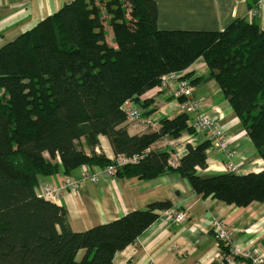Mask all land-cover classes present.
Here are the masks:
<instances>
[{"label": "trees", "instance_id": "trees-1", "mask_svg": "<svg viewBox=\"0 0 264 264\" xmlns=\"http://www.w3.org/2000/svg\"><path fill=\"white\" fill-rule=\"evenodd\" d=\"M105 15L114 45L107 41ZM200 58L208 74L191 83L217 82L264 159V30L256 18L234 19L220 31L169 30L157 25L155 0H74L0 47V264H112L158 210L171 207L156 201L76 232L64 205L37 195L47 176L70 175L86 163L110 164L95 152L100 135L116 155L148 150L118 174L153 179L176 172L202 198L240 207L264 202V169L212 176L198 171L208 167L210 141L188 145L178 167L169 165V151L149 149L163 135L194 133L188 113L162 118L158 132H129L122 103L134 96L140 101L161 76ZM222 250L229 247L222 243Z\"/></svg>", "mask_w": 264, "mask_h": 264}, {"label": "crops", "instance_id": "crops-1", "mask_svg": "<svg viewBox=\"0 0 264 264\" xmlns=\"http://www.w3.org/2000/svg\"><path fill=\"white\" fill-rule=\"evenodd\" d=\"M74 0H0V47L16 39L22 33L34 28L40 21L59 11ZM157 6V25L160 29L220 31L234 19H257L264 30V0H155ZM256 12V14H254ZM187 72L191 80L208 74L203 59L193 63ZM196 96L201 100L202 110L220 115L221 125L226 131L229 146L236 152L235 162L239 163V174L260 172L264 169V159L248 135L246 127L235 114L230 103L223 96L220 86L214 80H200L194 84ZM148 92L143 99H148ZM173 94L158 93L150 98L151 108H155L144 120L136 125L128 124L130 134L158 132L160 120L173 118L183 112L178 101L170 98ZM190 122H193V114ZM191 132L183 131L179 137L163 135L151 150L169 151V165L173 161L178 167L187 155L188 143L172 145L177 138ZM100 144L95 147L97 154L112 159L116 154L109 139L100 135ZM207 141V140H206ZM204 142L197 136L194 146ZM86 153L91 155L89 147ZM225 152L211 144L208 149V167L198 169L203 176H212L228 171ZM89 166L95 169L100 165L86 163L70 175L58 173L43 178L56 185H62L64 178L70 176L80 181L79 191H62L58 204L64 205L69 214V222L76 232L117 220L134 210L147 209L156 201H169L168 209L158 210L159 217L125 249L118 251L112 264H223V253L215 232V222H221L227 229L235 232L234 244L243 248L259 247L264 251V202H255L246 207L230 204L218 198H202L186 177L176 172H165L153 179L117 174L115 178L101 176L94 183L83 178L82 171ZM172 210H174L172 212ZM185 211L187 219L178 222L176 211ZM84 250L79 253V258ZM236 264H251L247 259Z\"/></svg>", "mask_w": 264, "mask_h": 264}, {"label": "built area", "instance_id": "built-area-1", "mask_svg": "<svg viewBox=\"0 0 264 264\" xmlns=\"http://www.w3.org/2000/svg\"><path fill=\"white\" fill-rule=\"evenodd\" d=\"M188 73L191 72H187L186 69L183 71H171L164 74L161 76L158 85L147 91L148 94H150L147 97L150 99L158 93L169 91V93L173 94L175 97L174 99L178 101L180 109L193 114L194 117L192 123L195 132L183 136L182 139L177 138L172 142V145L178 146L180 143H188V149V145L195 144L197 142V136H200L203 141H210L221 148L226 154L228 171L238 173L240 164L235 162L234 158L236 152L230 148L227 133L221 125L222 115L220 112H218L220 115H217L202 110L201 100L196 96L195 87L191 83V78L185 77ZM136 98V96L127 98L121 105V109L124 111L127 118V124L133 126L140 124L144 120V107ZM140 99L141 102L145 100V98L143 99V94L140 96ZM147 151L134 153L132 155L118 154L111 159L112 162L110 164L97 166L95 169H91L89 166H84L86 169L82 171V176L94 183L98 182L101 176L115 178L120 168L126 165L140 163V161L146 157ZM171 166H177V162L173 161ZM79 186L80 181L70 176L64 178L62 185H56L53 182L43 179L36 188V193L40 198L53 203H58L62 197V191L64 189L78 192ZM173 211L174 210H172V212ZM173 214L175 220L178 222H182L186 219L185 211H176ZM214 225L218 241L225 243L229 247V252L224 253L223 255V264H236V259L238 257L249 260L251 264H264V251H262L261 248H243L235 245L233 243L234 231L227 229L221 222H215ZM220 247H222V244Z\"/></svg>", "mask_w": 264, "mask_h": 264}, {"label": "rangeland", "instance_id": "rangeland-1", "mask_svg": "<svg viewBox=\"0 0 264 264\" xmlns=\"http://www.w3.org/2000/svg\"><path fill=\"white\" fill-rule=\"evenodd\" d=\"M254 14H256V12H254ZM109 18V16H107V15H105V17H104V21H105V24H106V29H107V41L110 43V44H115L116 42L114 41V34H113V31H112V28H111V26L110 25H108L107 24V19ZM138 102L141 104V101H139L138 100ZM150 108H151V106H150ZM144 110H143V114H144ZM144 116V115H143ZM175 211H179V210H175ZM186 219H187V213H186ZM185 219V220H186ZM184 220V221H185ZM183 222V221H182ZM234 238H235V232H234V237H233V241H234ZM220 242V241H219ZM222 244V242H220L219 243V246ZM221 249H222V247H221ZM222 251V253H223V255H224V252H223V250H221ZM81 258V257H80Z\"/></svg>", "mask_w": 264, "mask_h": 264}]
</instances>
